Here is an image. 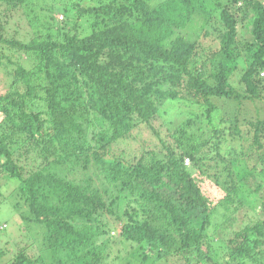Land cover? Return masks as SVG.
<instances>
[{
  "label": "trees",
  "instance_id": "trees-1",
  "mask_svg": "<svg viewBox=\"0 0 264 264\" xmlns=\"http://www.w3.org/2000/svg\"><path fill=\"white\" fill-rule=\"evenodd\" d=\"M96 1L46 3L51 14L88 16V36L75 31L78 24L72 32L62 26L57 37L40 35L28 43L0 34V44L27 54L25 63L0 55V67L2 58L14 64L5 65L11 84L0 90V169L19 180L16 194L24 209L15 237L25 241L13 256L0 248V264H108L111 254L104 251L113 246L117 264H264V196L257 195L264 167H256L257 161L264 165V121L244 129L213 119L220 100L262 96L264 0ZM242 15H250L244 58L235 49ZM195 26L206 37L217 33L219 46L211 49L185 35ZM238 70L241 91L232 87ZM167 102H183L178 106L189 117L166 121L162 150L141 157L114 152L139 126L151 129L157 117L171 115L173 106L162 110ZM246 134L254 143L251 152L241 142ZM228 135L240 147L225 154ZM23 159L31 164L22 170ZM217 160L223 170L208 166ZM203 166L225 187L216 210L234 212L222 216V226L242 218L222 254L209 232L212 208L194 176ZM76 167L86 176L70 178L65 168ZM256 200L262 202L259 212Z\"/></svg>",
  "mask_w": 264,
  "mask_h": 264
},
{
  "label": "rangeland",
  "instance_id": "rangeland-1",
  "mask_svg": "<svg viewBox=\"0 0 264 264\" xmlns=\"http://www.w3.org/2000/svg\"><path fill=\"white\" fill-rule=\"evenodd\" d=\"M54 1L55 0H51V2ZM47 2L48 0H26L25 2L18 3L16 7H13L6 2H1L0 34L3 36V38H6L10 41L16 40L28 43L32 39L40 37V35L42 36V38H48L49 34L57 37L62 26H65L66 29L72 32L73 25L78 24L75 31L81 37L88 36L91 33L92 23L88 16L79 18L78 15L74 13L67 16L62 10H57L54 12V14H51L49 12L48 5L46 4ZM93 2L97 1L93 0ZM249 16L250 15L244 17L242 15V18L238 24V34L235 44V49L237 50V52H240L239 54H241L243 58L247 55L250 46L249 35L244 34V25L247 22L246 20L249 18ZM185 35H187L189 38L192 37L194 39H197L198 43H200L201 45L211 46V49H215L219 46V38L217 37V33L212 36L206 37L203 35V31L196 26L192 29L188 28ZM9 46V44H0V55L2 53L14 55L13 57L15 61L25 63L23 59H26L27 54L25 52L20 53L15 47H11L10 49ZM2 59L4 62L1 63L3 67H0V90L3 91L7 90V88L9 87L8 85L11 83L8 82L6 69L4 68L6 65V61L4 58ZM201 62H203V60ZM6 66L12 67L14 66V64H7ZM239 72L240 70H238V72H235V74L233 75L234 77L232 78V87H234L236 91L242 90V86L239 81ZM259 76L263 79L260 86L262 96L254 101H249L247 99H223L218 101L219 109L213 114L214 122L222 127H229L231 124L237 122L241 125L242 128L245 129L249 127V125L247 124L250 121L257 119H261L264 121V74L261 73ZM179 104H183V102H180ZM179 104L174 103L173 105H171L168 102L165 103V105L162 107V110H169V108L173 106L171 115L165 114L164 116L157 117L153 121V127L151 129L147 128V126H139V128L135 130L131 140L116 144L117 146L114 149V152L120 154L125 150V155L127 156L138 155V157H141V153L143 151H145L147 154L148 152L149 154H152L154 153V150H162L163 146L159 140L160 137H167L166 121H168L170 117H174L176 121H181L189 117V110L184 107L181 110V108L179 107L182 106H178ZM222 118L228 119V122L225 121L223 123H220L219 121ZM251 128L254 127L251 126ZM233 140V137H230L229 135L223 140L222 148H224L223 151L225 152V154H227L228 152L226 151V148L231 149L236 146L240 147V145L237 144L238 141L233 142ZM241 142L245 152L249 151V149L250 152L252 151L254 143L253 140H251V135L249 136L246 134L244 136V140ZM254 155L255 153L251 154V157ZM233 158L230 159L229 157H227V162L234 160ZM246 158L248 165L251 168V166H253V160H250L249 157ZM4 161L5 157L0 156V164H2ZM19 163L22 166V170L28 168L31 164L30 161L24 159ZM212 164L221 167V169L223 170L224 163L222 161H212L208 164V166ZM205 167L203 166L202 169L196 168L194 171V176L197 179L203 194L208 198L210 208H212V216L210 218L212 221V226L209 232H211L212 234L213 243L219 250L218 252L222 254L224 250H226L227 245H229L228 239L232 236L234 230L240 228L242 218L240 216L241 221H238V217L235 222L230 221L226 223V226H222V216H231L234 214V212L233 210H231L230 212L225 211L223 207H219L220 209L216 210L218 200L221 198L225 187L222 183L217 182L215 177H210L208 175V171H205ZM256 167L257 169H260L264 167V165L261 161H257ZM65 169V172H68L70 178L80 179L81 177L86 176L84 171L82 169H79V167H76L75 169ZM244 173L246 174V171H244ZM7 174V171H1L0 169V183L3 193L0 198V248H4L6 250L8 249L10 255L13 256L22 246L25 245L24 240L19 241L20 238H16L20 236L19 234L22 231V228L20 226V215L22 209L24 208L22 202L20 201V197L18 196V194H16L18 193L17 188L19 180L15 177H8ZM90 174L94 176L96 172L93 171ZM250 183L253 189L258 185L255 178L251 179ZM241 187H244V185ZM257 195L259 197L264 196V187L257 192ZM255 208L257 212L262 210V202L256 200ZM197 212L201 220V213L199 211ZM114 222L117 228H121V223L118 220H115ZM115 250H117V248L113 246L112 250L106 249L104 251V253L106 254H108L110 251L111 254V256L108 257V264H117V262L113 260V251Z\"/></svg>",
  "mask_w": 264,
  "mask_h": 264
},
{
  "label": "built area",
  "instance_id": "built-area-1",
  "mask_svg": "<svg viewBox=\"0 0 264 264\" xmlns=\"http://www.w3.org/2000/svg\"><path fill=\"white\" fill-rule=\"evenodd\" d=\"M185 164H187V165L190 164V158L185 159Z\"/></svg>",
  "mask_w": 264,
  "mask_h": 264
},
{
  "label": "clouds",
  "instance_id": "clouds-1",
  "mask_svg": "<svg viewBox=\"0 0 264 264\" xmlns=\"http://www.w3.org/2000/svg\"><path fill=\"white\" fill-rule=\"evenodd\" d=\"M263 74H264V73H263ZM186 158H189V157H185V159H186ZM184 163H185V161H184ZM190 163H191V160H190ZM185 165H187V164H185ZM188 165H190V164H188ZM188 165H187V166H188Z\"/></svg>",
  "mask_w": 264,
  "mask_h": 264
}]
</instances>
